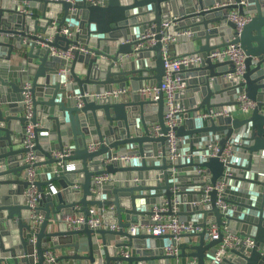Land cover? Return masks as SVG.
Instances as JSON below:
<instances>
[{"label": "water", "instance_id": "water-1", "mask_svg": "<svg viewBox=\"0 0 264 264\" xmlns=\"http://www.w3.org/2000/svg\"><path fill=\"white\" fill-rule=\"evenodd\" d=\"M101 1L80 0L72 4L64 0H30L19 7L0 5V33H4L0 39V264H45L44 253L48 249L70 250L60 257L71 259L73 264H170L172 257L163 248L152 249L151 240L158 236L142 230L131 232L132 225L150 221V205L158 202L159 196L170 207L173 199L178 198L181 208L178 214L183 220H188L189 212L198 211L205 218L201 223L206 225V217L211 214V221L219 226L229 221L233 232L254 237V247L231 249L220 264H264V208L255 215L238 217L241 203L225 197L232 207L223 211L216 202L217 190L210 192V202L201 206L192 204L204 193L205 181L197 167H206L211 175L209 181L215 183L223 176L226 163L220 156L175 161L168 158L167 136H153L149 129L151 124L159 122L164 133L168 130L163 93L160 92L158 100H152L138 92L142 81L153 79V83H162L165 72L162 42L158 40L149 47L135 49L146 27L155 23L156 38L160 39L162 22L171 17L177 21L172 32L189 29L194 33L193 43L201 41L194 48L196 54L206 56L217 47L240 43L247 54L243 81L226 77L234 70L231 60L205 57L201 63L180 71L187 86L178 91L177 98L187 96L191 106L184 123L176 130L179 147L189 140L192 151H203L206 146L195 148L194 143L209 141V137L218 140L219 154L228 142L240 140L228 157L233 171L238 167L250 169L263 156L259 174L250 179L258 184L264 204V0ZM36 6L53 13L58 8L64 11L55 30L59 31L66 20L72 21L78 30L71 36L56 32L50 40L48 36L54 30L43 22L49 17L48 12L35 19L32 12L26 11H33ZM234 8L251 15L241 31L229 19V11ZM217 21L221 24L216 25ZM230 30L229 40L214 42L215 37ZM24 43L30 46L26 54L22 51ZM70 45L77 48L69 62L72 80L66 83L65 75L59 71L68 61L52 55L50 50L51 47L66 50ZM176 47V42L170 43L168 54L175 55ZM14 55L19 57L18 62H13ZM28 80L32 82L33 95L30 118L25 115L22 101L23 86ZM114 87L128 90L117 96L86 95L83 105L78 106L77 93L100 94ZM243 89L256 101L243 117L229 115L207 120L197 117L201 121H196L190 115L227 104L224 94L236 98ZM151 107L156 112H150ZM40 121L43 125H38ZM29 123L34 124L33 149L40 157L37 165H44L42 177H48L36 182L41 195L34 208L25 193L29 183L25 178L28 164L24 156L29 148L24 145V139ZM51 125L50 135L41 134ZM53 132L57 134L56 141ZM92 142L100 144L90 149ZM154 143L161 151L158 158L152 148ZM66 146L71 148L69 155H54V151ZM114 154L141 157L128 162L109 160ZM240 159L245 164L239 163ZM67 161L75 163V168L66 169ZM186 164L190 169L181 173L179 170ZM153 169L162 170L159 179H154L156 175L149 171ZM145 170H148L145 175L140 174ZM103 174H109L112 180L97 182L95 176ZM190 178L200 179L201 188L188 200L182 197L183 181ZM194 180L192 184L198 183ZM55 181L62 183V193L45 190L46 183L54 185ZM78 183L80 188L75 187ZM91 206L105 208V219L118 228H93L87 223L70 228L63 221L65 215L76 212L88 216ZM38 215L43 217L40 222L35 221ZM8 224L18 227V233L12 237L6 236ZM183 236L197 240L190 245L180 242V255L196 259L199 264L214 256L222 240V237L209 238L206 229ZM128 247L134 251L125 255Z\"/></svg>", "mask_w": 264, "mask_h": 264}, {"label": "built area", "instance_id": "built-area-1", "mask_svg": "<svg viewBox=\"0 0 264 264\" xmlns=\"http://www.w3.org/2000/svg\"><path fill=\"white\" fill-rule=\"evenodd\" d=\"M30 0H23V3H28ZM53 2L63 1V0H49ZM69 1L72 4L80 0H64ZM93 3L102 2L101 0H88ZM229 19L236 24V30L241 31L244 25L251 19V15L248 13L242 14L238 9H231L229 11ZM177 23L176 17H171L169 20L162 22L161 38H156L158 31L156 30V24L152 23L144 32L139 36L140 42L135 46V49L142 47H149L155 44L158 40L162 42V54L164 58L165 72L163 75V80L160 85L156 83H146L138 88V92L147 97L148 99L158 100L160 97V92L162 91L165 101V113L164 119L168 130L164 133L159 122H155L150 126V133L153 136H160L165 134L167 136V147H168V158L171 161L177 159L189 160L191 158L200 156L206 159L210 156H220L221 160L226 163V169L223 176L218 179L215 183L210 180V173L204 166H198L197 172L201 175L202 179L205 181L203 185L204 193L199 200L192 201L194 206L204 205L211 200L210 192L212 190H217L218 198L216 200L217 204L221 207L223 211H226L230 207V203L225 199V188L229 177L233 174V168L228 164V157L232 154L234 146L239 144L238 141L228 142L222 152H220V144L217 141L209 142L203 151H181L179 149V136L177 135V126L184 123L185 114L187 112L186 106H184L177 98V93L183 90L187 86V81L180 76V71L187 66L192 64L201 63L205 57H211L213 59H223L231 60L233 62L234 70L226 74L227 78H236L239 81L244 80V73L246 71V58L247 54L241 47L240 43H230L224 46L217 47L211 50L206 56L196 53H187L181 55H171L168 54V46L170 43L177 41L183 36H192L194 33L189 29H179L172 32V25ZM57 20L52 22V29L54 30L48 38L52 40L56 32L64 34L66 36H71L78 28H74L70 23L64 24L60 27L59 31L55 30ZM4 37V33H0V39ZM77 48L74 45H70L68 49L64 50L59 47H51L50 53L59 57L65 58L68 62L61 68V73L65 75L66 83L72 80V76L69 72L70 64L69 62L74 57L73 50ZM84 50V47H80ZM24 89L22 91L23 103L25 105V115L30 118L33 114V95L31 92L32 82L30 80L26 81L24 84ZM127 87L120 88L114 87L110 90H104L100 94H95L93 92L77 93L75 98L78 101V106L83 105V97L86 95L95 96H117L121 92H127ZM236 104L233 109L228 107H209L201 109L197 112V117L204 120L216 118L217 116H239L248 113L256 105V101L251 99L246 91L243 89L238 92L236 96ZM48 131H41V134H47ZM35 133L34 124L29 123L26 127V137L24 139V145L29 148V151L24 156V161L28 164L25 172V178L29 185L26 188V195L28 197L29 205L34 208L37 206L38 198L41 193L36 184L38 180V156L33 149L35 145ZM100 142H92L89 147L90 149H95L98 147ZM71 153V148L66 146L63 150L54 151V155L57 157H62L64 155H69ZM161 156L159 152L156 157ZM140 154H114L109 160H123L130 161L132 159L140 158ZM62 165V164H61ZM75 168V164H69L66 169L70 170ZM176 172V169H174ZM109 174L96 175L95 180L97 182H105L111 180ZM76 188H80V183L75 185ZM177 190V188H175ZM50 191L56 192L57 189L53 184H50ZM180 200L174 198L171 207L167 201H160L153 203L151 205L150 221L148 223L135 224L131 226V232L136 233L140 230L146 233H151L156 236H170V243H168L164 252L170 255L174 260V264H199L196 259H189V261L183 263L181 262V249L180 242L185 233L200 232L206 229L209 238L218 239L222 237V240L217 244L214 256L206 260L205 264H220L223 261L224 256L227 252L233 248H240L244 246L245 248H252L256 245V241L251 235H243L241 233L230 231L226 224L219 226L215 221H208L206 225L200 222H194L190 220H183L178 214ZM173 210L169 213V210ZM105 208L99 209L97 206H91L89 209V215L85 216L81 212H76L72 214L65 215L63 221L70 228H77L84 223L89 224L93 228H111L116 229L118 226L116 224H109L103 218V213ZM43 219L41 215L35 218V221L40 222ZM128 250L125 251V255H129ZM45 264H62L58 254L51 249H48L44 253ZM171 258V260H172ZM172 264V261L170 262Z\"/></svg>", "mask_w": 264, "mask_h": 264}, {"label": "crops", "instance_id": "crops-1", "mask_svg": "<svg viewBox=\"0 0 264 264\" xmlns=\"http://www.w3.org/2000/svg\"><path fill=\"white\" fill-rule=\"evenodd\" d=\"M23 4V1L22 0H0V5H12V6H15V7H19ZM53 5V4H52ZM27 12H32L30 14H33V17L35 19H40L42 18L43 16V13L46 11L48 12L47 15L49 16L47 20L43 21L44 22V25H47L48 28L52 29V22L54 20H58L59 18H61L63 16V13L64 11L61 9V8H58L55 10V12L53 13L52 10H45V8H43L42 6L39 7V6H36L33 8V11H29V9L26 10ZM52 14V15H51ZM70 23L72 26H74V24L72 23V21L70 20H66L65 24H68ZM216 25H220L221 24V21H217L215 23ZM74 28H77L76 26H74ZM28 27H26V31H27ZM176 30H174L175 32ZM38 33L41 35L43 34V30L42 28L40 27L38 29ZM232 31H226V33H222L219 35L218 38H214V42H222V41H227L229 40L231 37H232ZM50 35V34H49ZM177 43V47H176V54L175 55H181V54H187V53H194V48L195 47H199L200 44H201V41H196L195 43H193V40H192V36H183V37H180L177 41H175ZM29 45L24 43L23 46H22V51L24 54L27 53V51L29 50ZM144 60L147 59V58H143ZM19 61V57L14 55V58H13V62H18ZM63 68V67H61ZM60 74L61 73V69L59 71ZM153 72H149V74L151 75ZM153 79H148L146 80V82L142 81L141 82V85L143 84H146V83H151ZM128 88H131L130 85L127 86ZM229 95H223V99L227 102V104H224V105H220L219 107H228V108H231L233 109L235 104L234 101L236 100L235 96H232V97H228ZM178 100L184 105L186 106L187 110L189 109V106H191L190 104V101H189V98L187 96H184V97H179ZM150 112L154 113L156 112V108H153L151 107L150 108ZM190 115H192L196 121L197 120H200V119H197V116H195V114H193L192 112H190ZM246 114H243V115H239L241 117L245 116ZM204 120V119H203ZM201 121V120H200ZM38 125H43V123L40 121L38 122ZM49 130H46L48 131L47 134H51V130L53 129V126L51 125L50 127H48ZM54 133V140L53 141H56L57 140V134L56 132H53ZM209 141H198L196 143H194V146L195 148H201L203 146H206L209 142H213V141H217V139H214L213 137H209ZM234 141H238V142H241L240 140H234ZM179 142H180V137H179ZM46 144H43V146H45ZM153 150H154V153H159L161 152L159 147L154 143L153 144ZM179 149L181 151H192L191 150V146H190V143H189V140L186 141V143H184V145H182L181 147H179ZM194 152H199L198 151H194ZM154 153H153V156H154ZM38 156V155H37ZM156 157V156H155ZM40 157H38L39 159ZM45 158V157H42V159ZM158 158V157H157ZM257 163L255 165H253L250 169H246V168H242V167H238L237 169H235V171H233V175L234 177H231L228 179L227 181V185H226V188H225V196L226 198L230 199V200H234V201H237L239 203H241V205H238V208H237V211H238V217H248V216H252V215H255L257 213H259V209L260 208H264V204H263V201H262V195H261V192L260 190L258 189V184L254 181H251L250 178H253L255 175L257 176V174H259L260 172V168H261V164L263 163V156L258 158L257 160ZM239 163H242V164H245V161L243 159H240ZM69 164H75L73 163L72 161H67L65 163V165H69ZM44 165H40V167H38V180H48V177H42V174H43V171H44ZM189 168V165L186 164V165H183V167L179 170L181 173H184V172H188V169ZM148 170H145V171H140V174H143L144 172V175H145V172H147ZM151 172L152 175H156L154 177L155 178H158L159 175L161 174L162 170H149ZM145 179L146 180H151V178H147L145 176ZM159 179V178H158ZM112 180V179H111ZM194 180V179H193ZM193 180L190 179H187L184 182V192L182 193V197L183 198H186V199H191L194 195H195V192L197 190H199L201 188L199 182H200V179H197V180H194L195 182H198L196 184H192L191 182H193ZM149 182V181H148ZM54 186L55 188L57 189L56 192H52V193H58V192H63V185L60 181H55L54 182ZM44 188L47 192L50 191V183H46L44 185ZM64 195V194H63ZM67 195V194H66ZM80 194H77V197H79ZM159 201H163L162 199V196H159ZM66 199H67V196H66ZM230 203V202H229ZM152 205V204H151ZM150 205V206H151ZM232 207V204L230 203V208ZM178 209H181L180 207H178ZM106 210V209H105ZM107 214L106 211H104L103 213V218L106 222H108V220L105 219V215ZM140 216V215H139ZM188 216V220L190 221H194V222H202L203 220H205V218L203 217V214L198 212V211H195V212H192V213H188L187 214ZM206 220L207 221H211V214H208L207 217H206ZM226 225L228 227V229L230 231L231 230V224L229 223V221H226ZM109 224H114V223H111L110 221L108 222ZM6 233L8 237H12L14 236L16 233H18V227L17 226H14V225H6ZM195 240H197L196 238L194 237H188V236H183L182 239H181V242H186L187 244H192L195 242ZM208 241V240H207ZM170 243V236L169 235H164V236H158L156 238H153L151 240V244H152V249L153 250H157L158 248H165V246ZM126 250H128L130 253H133L134 249L133 248H126ZM190 251V248H187V252ZM68 252H71L70 250L68 249H61V250H57L56 253L58 254L59 256V259L61 261L62 264H73L71 259H68V258H61L60 256L62 254H65V253H68ZM208 260V259H207ZM165 261V259H164ZM172 264L175 263V260L172 258ZM189 261V257H184V256H181V262L185 263Z\"/></svg>", "mask_w": 264, "mask_h": 264}]
</instances>
